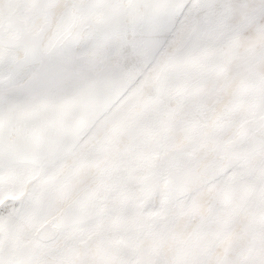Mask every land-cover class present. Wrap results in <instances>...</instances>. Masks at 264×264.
I'll return each mask as SVG.
<instances>
[{"label":"snow or ice","instance_id":"snow-or-ice-1","mask_svg":"<svg viewBox=\"0 0 264 264\" xmlns=\"http://www.w3.org/2000/svg\"><path fill=\"white\" fill-rule=\"evenodd\" d=\"M0 264H264V0H0Z\"/></svg>","mask_w":264,"mask_h":264},{"label":"rangeland","instance_id":"rangeland-1","mask_svg":"<svg viewBox=\"0 0 264 264\" xmlns=\"http://www.w3.org/2000/svg\"><path fill=\"white\" fill-rule=\"evenodd\" d=\"M246 39H247V36L246 35H244V36L241 37L242 42H244Z\"/></svg>","mask_w":264,"mask_h":264}]
</instances>
